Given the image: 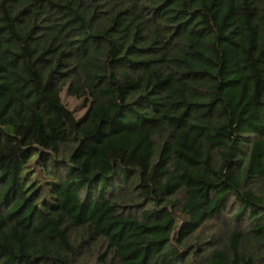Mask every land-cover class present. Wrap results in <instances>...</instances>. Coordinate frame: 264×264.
Instances as JSON below:
<instances>
[{"label":"trees","instance_id":"trees-1","mask_svg":"<svg viewBox=\"0 0 264 264\" xmlns=\"http://www.w3.org/2000/svg\"><path fill=\"white\" fill-rule=\"evenodd\" d=\"M0 264H264V0H0Z\"/></svg>","mask_w":264,"mask_h":264},{"label":"rangeland","instance_id":"rangeland-1","mask_svg":"<svg viewBox=\"0 0 264 264\" xmlns=\"http://www.w3.org/2000/svg\"><path fill=\"white\" fill-rule=\"evenodd\" d=\"M61 98L68 109L74 112L77 119H83L88 107L84 105V101L67 94V89L61 93Z\"/></svg>","mask_w":264,"mask_h":264}]
</instances>
